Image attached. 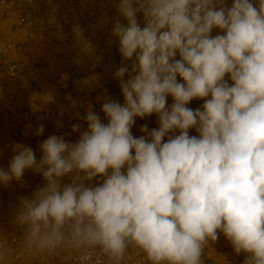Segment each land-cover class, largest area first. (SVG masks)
<instances>
[{
    "label": "clouds",
    "instance_id": "1",
    "mask_svg": "<svg viewBox=\"0 0 264 264\" xmlns=\"http://www.w3.org/2000/svg\"><path fill=\"white\" fill-rule=\"evenodd\" d=\"M113 2L126 23L118 18L111 34L131 61L114 73L123 104L104 97L107 123L89 108L75 143L49 136L39 160L16 143L0 167V185L27 170L45 181L19 202L22 252L71 251L80 264H126L132 253L147 264H203L222 232L245 264H264V0ZM72 32L76 63H99L81 26ZM194 99L203 101L195 110ZM153 114L159 127L135 137V118ZM3 237L0 264H10Z\"/></svg>",
    "mask_w": 264,
    "mask_h": 264
},
{
    "label": "crops",
    "instance_id": "2",
    "mask_svg": "<svg viewBox=\"0 0 264 264\" xmlns=\"http://www.w3.org/2000/svg\"><path fill=\"white\" fill-rule=\"evenodd\" d=\"M231 3L232 0H227L229 7ZM45 11L46 21L23 18L17 10L0 15V167L5 170L16 143L30 146L39 160L40 145L49 136H62L69 143L78 141L87 128L84 117L89 108L107 123L101 110L104 97L124 102L120 81L114 73L122 66L120 61L128 64L131 61L123 60L119 42L111 34L118 18L126 23L119 17L113 0H47ZM53 16L56 23L50 24ZM137 19L143 26L142 15L138 14ZM75 25L81 26L85 38L95 45L96 55L101 58L99 63L93 65L87 58L76 63L80 53L72 32ZM216 34H221L218 29L213 30L212 35ZM11 64L18 67L15 77L8 70ZM225 80L231 83L230 77L226 76ZM172 103L169 96L168 106ZM202 103L194 99L187 106L195 110ZM77 124L81 125L79 130L73 131ZM40 125L44 131L37 136ZM189 134L198 135L195 129H190ZM36 139L40 143L34 146ZM70 182L71 177L62 180L63 184ZM100 182L102 179L96 178L91 183ZM44 183L41 174L27 170L22 181L0 185V231L4 237L15 228L20 199L31 197ZM218 236L216 242L209 241L203 264H245L244 254L237 255L222 232ZM72 254L71 251L48 253L35 263L9 256V261L10 264H71Z\"/></svg>",
    "mask_w": 264,
    "mask_h": 264
},
{
    "label": "built area",
    "instance_id": "3",
    "mask_svg": "<svg viewBox=\"0 0 264 264\" xmlns=\"http://www.w3.org/2000/svg\"><path fill=\"white\" fill-rule=\"evenodd\" d=\"M47 0H33V3H26L25 0H0V15H8L13 10H17L23 18L31 20H47V13L45 11V4ZM121 65L122 61L119 62ZM17 65L11 64L8 67L10 75L15 77L17 75ZM81 126L80 124H78ZM147 125L149 130L155 129L159 126L158 117L153 114L150 117L138 118L132 127V134L135 137L146 135L141 132V127ZM18 136V133L14 134ZM40 143V139H36L34 146ZM5 241V249L10 252V256L17 260H27L30 263H35L39 258H42L48 253L39 252H22L20 244L24 239V230L20 226L15 225L14 230L7 236L3 237ZM71 264H80L79 256L73 252L71 256ZM126 264H147L142 256H137L134 253L130 254L126 260Z\"/></svg>",
    "mask_w": 264,
    "mask_h": 264
}]
</instances>
